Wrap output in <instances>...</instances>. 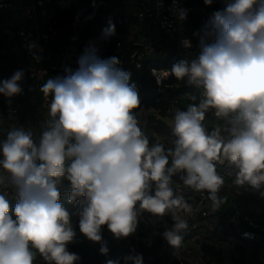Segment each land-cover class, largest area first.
Returning <instances> with one entry per match:
<instances>
[{"label":"clouds","instance_id":"1","mask_svg":"<svg viewBox=\"0 0 264 264\" xmlns=\"http://www.w3.org/2000/svg\"><path fill=\"white\" fill-rule=\"evenodd\" d=\"M175 15L184 21L187 10L177 7ZM102 35L114 37L115 24L110 21ZM194 35L198 55L170 71L199 89V100L171 109L170 147L151 143L142 131L131 73L117 57L102 58L91 43L76 69L65 67L63 75L41 85L51 100L39 134L13 126L0 141V264H36L38 257L43 264H78L80 256L68 250L77 236L74 215L80 233L100 243L105 256L102 228L127 238L143 212L170 216L173 223L161 235L179 246L187 217L194 215L182 189L207 193L215 211L227 201L220 194L225 177L219 167L238 188L264 186V0H225ZM24 75L21 69L0 81V95L9 102L21 95ZM209 113L216 120L211 130L205 124ZM9 189L14 207L6 198ZM65 195L78 205L75 212L61 203ZM123 260L143 264L139 253Z\"/></svg>","mask_w":264,"mask_h":264},{"label":"built area","instance_id":"2","mask_svg":"<svg viewBox=\"0 0 264 264\" xmlns=\"http://www.w3.org/2000/svg\"><path fill=\"white\" fill-rule=\"evenodd\" d=\"M224 6L225 0H213L210 6L204 0H0V53L14 59L11 64L3 62L0 81L9 79L17 70L25 73L20 82L21 95L11 102L0 95V141L13 126L39 134L51 100L39 91L41 85L49 77L63 75L65 67L76 69L78 58L90 43L102 58L117 57L120 67L131 75L146 71L157 91L176 86L179 80H172L170 71L173 64L178 59L191 60L190 54L199 46L195 32L191 38L186 25L194 15L201 19ZM177 7L187 10L186 20L177 19ZM110 21L115 24L116 35L105 40L102 32ZM145 94L146 91H139L140 106L134 110L142 131L151 143H163L155 128L159 121L166 128L165 135L173 140L171 109L179 105L186 109L188 105L174 98L163 105L162 112L161 106L143 101ZM215 123L209 113L205 121L209 130ZM218 171L225 177L220 194L227 197L226 203L214 211L207 193L182 189L179 194L193 206L194 215L187 217L189 229L182 234L179 246H171L159 235L158 244L162 247L157 252V264H264V197L260 196L264 186L259 190L249 185L238 188L225 167ZM64 187L67 189V181ZM6 198L17 201L10 189ZM65 202L66 195L61 197V203ZM167 218L170 227L173 221L170 216ZM77 219L72 217L73 227ZM148 219L141 215L138 219L136 232L141 238L147 235ZM224 225L229 227V233L223 232ZM165 228L161 230L164 232ZM101 231L140 254L138 245L128 242L130 237L116 239L106 225ZM149 260L146 262L152 264ZM36 264H43L42 259L38 257Z\"/></svg>","mask_w":264,"mask_h":264},{"label":"trees","instance_id":"3","mask_svg":"<svg viewBox=\"0 0 264 264\" xmlns=\"http://www.w3.org/2000/svg\"><path fill=\"white\" fill-rule=\"evenodd\" d=\"M215 11L217 10L214 9L210 11V15L208 16L204 15L203 17H201V19L197 18V16L194 15L192 17V20L186 25L187 34L191 38H193V32L196 33L202 27V25H204V23L209 20L212 13H214ZM199 51H200L199 46L195 47L192 53L190 54L191 58L194 59L198 55ZM180 60L181 59H178L176 62ZM3 62H7L8 64H11L14 62V59L7 54L0 53V70L5 68ZM172 80H176V78L173 76ZM130 83L135 84L138 91H146V94L143 96V101L150 102L155 106H161L162 112L165 111V109H163V105H168L169 101L174 98L184 102L187 105L193 102H198L199 100L200 90L196 89L193 86H190L187 83L186 79L176 83L177 84L176 86L172 85V86L162 87L160 91H157L156 86L152 83V80L147 74V72L141 71L140 74L134 73L131 75ZM186 96H190V99H188ZM193 96L196 97L195 101L191 99V97ZM179 108H181L182 110L185 109L182 105H179ZM155 128L156 130H158L163 134L166 133V128L164 124L159 121L157 122ZM16 202L17 201L14 202L10 201L9 203L12 207H14ZM64 206L68 210L74 212L78 207V205L70 204L68 200L67 202L64 203ZM73 228L76 231L77 236L74 242L68 245V248L70 252L76 253L80 256L81 259L78 262V264H106V260L108 259H113V260L120 259L121 264H124V260H123L124 257L130 254L131 255L135 254L132 250L124 247L119 242L111 239L103 231H101L102 240L106 242L107 247L109 248L108 255L107 256L102 255L99 251L101 246L100 243L90 241L82 233H80L78 226V219ZM223 232L229 233V227L227 225H224ZM158 247L160 248L162 247V245L160 244V246L158 245ZM166 247H168V245L165 246L164 248ZM158 260L159 258L157 254H155L154 256L151 257L149 261H151L152 264H157ZM143 264H149V262L143 260Z\"/></svg>","mask_w":264,"mask_h":264},{"label":"rangeland","instance_id":"4","mask_svg":"<svg viewBox=\"0 0 264 264\" xmlns=\"http://www.w3.org/2000/svg\"><path fill=\"white\" fill-rule=\"evenodd\" d=\"M158 132V131H157ZM160 136L162 137V142L165 144L166 147H170L172 144V140L170 139L171 137L162 134L158 132ZM185 199H187L185 197ZM141 216H144L145 218H149L148 221V228H147V235H143L141 238L139 232H135L130 238H128V242L130 244L136 243L138 245V248L140 250V254L143 256V260L146 261L148 259H151L152 256L157 254L158 252V244L159 242V235L163 233L164 227H168L170 225V220L167 218L168 216L160 217L159 221L155 216L148 212H143ZM140 216L138 217V219ZM139 225V222H138ZM157 229H162L159 233L155 232ZM189 241H185L184 247L188 245ZM161 249V248H160ZM165 249V248H164ZM160 252V251H159Z\"/></svg>","mask_w":264,"mask_h":264}]
</instances>
